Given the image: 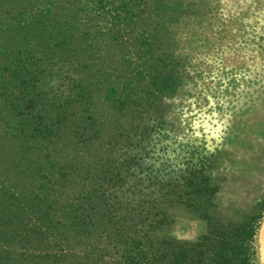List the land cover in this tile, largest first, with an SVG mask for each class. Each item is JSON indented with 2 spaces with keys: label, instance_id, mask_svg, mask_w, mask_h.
<instances>
[{
  "label": "rangeland",
  "instance_id": "obj_1",
  "mask_svg": "<svg viewBox=\"0 0 264 264\" xmlns=\"http://www.w3.org/2000/svg\"><path fill=\"white\" fill-rule=\"evenodd\" d=\"M18 50L48 55L68 71L73 65L66 76L79 82L75 92L89 95L83 109L103 114L128 105L132 115L117 113L112 138H143L144 149L130 152L146 162L169 171L189 151L205 155L220 208L243 211L263 198L264 0H0V67L11 65L7 53ZM140 110L146 118L138 124ZM212 113L204 127L201 117ZM24 140V147L33 145ZM106 150L104 168L112 171L118 154L111 159ZM12 151L0 144V264H104L95 242L58 243L55 205L20 170L29 161ZM68 151L56 148L52 161L61 165ZM98 151L87 150L85 160H97ZM204 230L203 222L180 218L158 235L193 241ZM251 247L252 264H264V212Z\"/></svg>",
  "mask_w": 264,
  "mask_h": 264
},
{
  "label": "trees",
  "instance_id": "obj_2",
  "mask_svg": "<svg viewBox=\"0 0 264 264\" xmlns=\"http://www.w3.org/2000/svg\"><path fill=\"white\" fill-rule=\"evenodd\" d=\"M11 60L0 71V102L7 108H0V114L7 113L0 116V144L11 145L29 161L20 170L50 196L58 243L82 247L95 242L106 254L104 264H252L251 242L264 212V191L262 199L243 211L220 208L219 189L206 175L212 164L205 155L189 151L171 163L169 171L158 161L146 162L137 156L144 149L143 138L134 141L131 133L122 142L112 138L117 113L132 115L126 111L128 105L125 111L114 107L103 114L91 113L82 107L91 105L89 95L75 92L79 82L66 76L71 68L76 71L73 65L68 71L67 65L58 67L48 55L25 56L20 50L7 53V61ZM135 113L142 123L145 113ZM108 131H112L109 140L97 143ZM22 139L33 145L24 147ZM58 147L69 149L59 166L52 161ZM91 148L100 149L92 162L85 160ZM104 150L111 159L118 154L117 162L112 159L118 164L112 171L104 168L110 163L103 159ZM41 199L39 204L46 197ZM180 218L203 222L204 233L193 241L158 235Z\"/></svg>",
  "mask_w": 264,
  "mask_h": 264
},
{
  "label": "snow or ice",
  "instance_id": "obj_3",
  "mask_svg": "<svg viewBox=\"0 0 264 264\" xmlns=\"http://www.w3.org/2000/svg\"><path fill=\"white\" fill-rule=\"evenodd\" d=\"M216 113H212L211 116H202L201 117V121L204 127H208L209 126V121L213 120L216 117ZM194 128H198L200 127V123L198 122H194L193 124ZM220 128L217 129V135L219 134ZM197 135H199L200 133L197 131L196 133Z\"/></svg>",
  "mask_w": 264,
  "mask_h": 264
},
{
  "label": "clouds",
  "instance_id": "obj_4",
  "mask_svg": "<svg viewBox=\"0 0 264 264\" xmlns=\"http://www.w3.org/2000/svg\"><path fill=\"white\" fill-rule=\"evenodd\" d=\"M53 83H56V81L54 80Z\"/></svg>",
  "mask_w": 264,
  "mask_h": 264
}]
</instances>
